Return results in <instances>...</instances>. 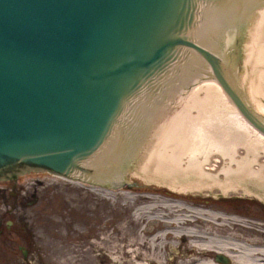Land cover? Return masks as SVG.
I'll return each mask as SVG.
<instances>
[{
	"label": "water",
	"instance_id": "obj_1",
	"mask_svg": "<svg viewBox=\"0 0 264 264\" xmlns=\"http://www.w3.org/2000/svg\"><path fill=\"white\" fill-rule=\"evenodd\" d=\"M30 171L264 197V0H0V180Z\"/></svg>",
	"mask_w": 264,
	"mask_h": 264
},
{
	"label": "rangeland",
	"instance_id": "obj_2",
	"mask_svg": "<svg viewBox=\"0 0 264 264\" xmlns=\"http://www.w3.org/2000/svg\"><path fill=\"white\" fill-rule=\"evenodd\" d=\"M58 178L30 171L0 180V264H101L100 244L115 229L128 225L135 210L146 204L147 195L166 201L167 193H174L163 185L133 179L135 187L116 188L120 193L107 196L91 185ZM189 195L190 200L251 212L264 220V205L254 197L240 200L241 196H221L218 191ZM155 226L146 222L143 228Z\"/></svg>",
	"mask_w": 264,
	"mask_h": 264
},
{
	"label": "bare ground",
	"instance_id": "obj_3",
	"mask_svg": "<svg viewBox=\"0 0 264 264\" xmlns=\"http://www.w3.org/2000/svg\"><path fill=\"white\" fill-rule=\"evenodd\" d=\"M155 184L174 192L167 193L170 200L160 201L156 196L147 195L146 204L135 210L128 225L115 229L113 236L100 244L101 264H264L263 219L259 220L251 212L193 201L189 195L218 191L221 196L236 198L235 194L219 189H174L175 183ZM93 188L107 196L120 193L116 188ZM126 194L136 198L129 192ZM242 196L240 200L253 201L247 198L251 196L258 205H264V197ZM146 222L156 226L145 229ZM168 252L174 253L168 256ZM218 255L224 256L227 262L218 261Z\"/></svg>",
	"mask_w": 264,
	"mask_h": 264
}]
</instances>
